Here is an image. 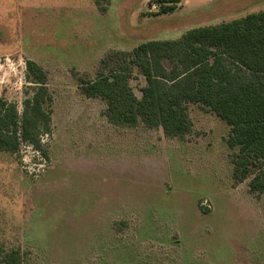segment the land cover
<instances>
[{
    "label": "rangeland",
    "instance_id": "1",
    "mask_svg": "<svg viewBox=\"0 0 264 264\" xmlns=\"http://www.w3.org/2000/svg\"><path fill=\"white\" fill-rule=\"evenodd\" d=\"M0 0V98L21 110L26 61L47 74L50 129L42 149L0 150V245L21 264H264V192L234 184L228 126L189 106L183 138L118 126L87 97L109 52L264 9V0ZM128 58V57H127ZM165 64L168 63L165 61ZM129 84L140 97L145 77Z\"/></svg>",
    "mask_w": 264,
    "mask_h": 264
},
{
    "label": "trees",
    "instance_id": "2",
    "mask_svg": "<svg viewBox=\"0 0 264 264\" xmlns=\"http://www.w3.org/2000/svg\"><path fill=\"white\" fill-rule=\"evenodd\" d=\"M180 1L150 0L158 8L149 15L172 13ZM94 2L100 7V1ZM99 64L96 76L82 79L80 87L85 96L106 103L110 123L159 127L165 136L179 139L192 128L189 106H205L228 126L233 183L249 179L251 193L264 192V9L192 27L175 39L109 52ZM134 68L145 77L140 97L129 84ZM26 71L32 93L21 110L0 98V150L16 152L25 144L45 154L41 136L50 129L52 100L47 74L33 60L26 61ZM21 263L19 249L0 245V264Z\"/></svg>",
    "mask_w": 264,
    "mask_h": 264
}]
</instances>
